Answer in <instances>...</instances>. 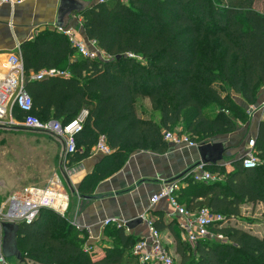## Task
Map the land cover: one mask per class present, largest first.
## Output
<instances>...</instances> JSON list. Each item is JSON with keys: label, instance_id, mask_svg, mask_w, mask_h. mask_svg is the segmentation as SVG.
<instances>
[{"label": "trees", "instance_id": "obj_1", "mask_svg": "<svg viewBox=\"0 0 264 264\" xmlns=\"http://www.w3.org/2000/svg\"><path fill=\"white\" fill-rule=\"evenodd\" d=\"M257 0H102L77 14L89 40L107 55L84 57L69 36L45 27L21 44L25 74L56 68L67 74L29 78L26 90L32 114L44 121L67 123L86 109L76 134V162L88 157L104 136L113 149L80 184L90 194L95 184L123 166L137 149L164 153V130L184 131L198 143L234 132L248 119L246 105L255 103L264 86V12ZM75 56V57H74ZM239 95L246 103L238 102ZM147 99L146 114L140 101ZM255 150L258 165L237 159L228 169L207 167L223 175L219 181H193L188 208L208 206L224 216L240 215L244 202L264 204V118ZM82 149V150H81ZM197 200L195 201V199ZM17 241L24 261L43 264H135L134 244L141 238L124 226L109 231L113 242L101 257L86 249V231L58 211L40 208L30 221H20ZM174 237L179 264H264V232L239 225H212L226 240L202 238L190 243L181 227L164 217L153 220ZM0 224V247L2 244ZM174 256V254H173ZM175 264V259H174Z\"/></svg>", "mask_w": 264, "mask_h": 264}, {"label": "crops", "instance_id": "obj_2", "mask_svg": "<svg viewBox=\"0 0 264 264\" xmlns=\"http://www.w3.org/2000/svg\"><path fill=\"white\" fill-rule=\"evenodd\" d=\"M58 7L59 0H25L13 6L0 5V72L5 70L1 66L4 65L9 54L20 52L21 44L32 39L40 29L50 27L60 30L56 26ZM255 8L257 9V1ZM61 31L67 35H75L80 40H89L84 30L83 17L77 13L69 16L67 29ZM33 73L34 71H30V74ZM237 100L243 105L246 104L240 96ZM250 106H253L254 110L248 111V119L239 121L238 128L234 132L218 135L209 140L224 143V158L220 162L222 166L229 165L244 155V153L240 154L241 143L238 142L242 136L245 137L246 146L250 137L257 136L260 121L264 118L261 114V108L264 106V86L258 92L256 102L246 105L247 109ZM247 135L249 137L246 140ZM59 144L66 153L65 143L60 141ZM61 154L59 153L58 158H55L56 164L47 179V184L36 186V189L52 188L50 186L52 181L58 183L57 191L46 193V199L55 194L57 195L54 199L56 204L60 203L61 198L66 201L67 206L64 212H58L68 218L78 229L86 231L85 247L94 251V257H101L104 254L103 248L110 246L113 242V237L109 235L110 229L119 224L124 226L126 221L140 216L144 218V222L134 229L124 226L127 234L145 236L148 232L147 221H153L162 216L167 221H174L180 226V234L185 239L181 225L183 219L178 211L167 200L151 205L150 197L165 183L178 180L180 188L176 195L180 204L188 208V201L193 191V181L189 170L200 161L198 146L169 144L168 150L164 153L134 150L123 166L99 180L90 194L80 192V184L98 168L106 154L99 152L96 145L92 147L88 157L76 162L71 161L67 153V157L63 160ZM188 209L194 212L197 208ZM107 220L110 222L106 223ZM162 234L164 241L174 251L173 235L165 231ZM17 264L43 263L26 260L17 261Z\"/></svg>", "mask_w": 264, "mask_h": 264}, {"label": "built area", "instance_id": "obj_3", "mask_svg": "<svg viewBox=\"0 0 264 264\" xmlns=\"http://www.w3.org/2000/svg\"><path fill=\"white\" fill-rule=\"evenodd\" d=\"M25 0H0V5L10 4L15 5L22 3ZM102 1V0H100ZM60 29V28H59ZM66 30V29H60ZM72 44L76 47L77 53L84 57L106 58L107 55L97 46L95 41L80 40L75 35H68ZM5 70L0 72V126L1 128L18 129L24 127L36 131H46L50 133L58 141L65 143L66 153L69 155L77 150L76 134L83 129L88 111L83 109L77 117L67 123L61 121L50 120L44 121L32 114L33 100L31 95L26 90V82L29 78L41 80L53 74L65 75L63 70L56 68L42 69L37 73L25 74L24 65L21 59L20 52H12L9 54L3 66ZM253 106H250L247 111L252 112ZM261 114L264 117V106L261 108ZM164 139L173 145H185L188 147H197L200 143L191 138L187 133L176 130H164ZM255 137H250L247 141V149L242 156L243 165L245 167H254L259 164L260 159L255 150ZM96 148L102 154H110L113 149L106 143L105 137L100 136ZM229 170L232 166L225 165ZM73 169V168H72ZM190 176L194 181H219L223 175L213 172L202 163H197L189 170ZM52 188L46 189H31V194L38 196L39 199L34 201L28 197H22V200L13 199L11 208L8 212L7 220L11 221H28L30 222L37 214L40 208L49 207L57 211L64 212L67 206L66 201L61 198L59 204L54 202L57 195H51L46 199L45 194L55 193L58 189V183L52 181ZM180 188L178 180H172L165 183L159 191L150 197V204L156 205L163 200H167L181 215L183 235L190 243H196L198 240L206 237L226 240L222 234H215L211 230L212 225H223L226 221V216L220 212L213 211L208 206H200L194 212L180 204L176 192ZM33 196V195H32ZM25 199V200H24ZM22 204L15 206V203ZM25 204V205H24ZM2 212L0 211V215ZM2 221L0 216V223ZM107 220L106 223H109ZM122 225V224H119ZM148 232L134 244L132 252L137 257L140 264H174L173 254L166 248L163 234L158 230L153 221H147ZM0 264H11L3 255L0 247Z\"/></svg>", "mask_w": 264, "mask_h": 264}, {"label": "rangeland", "instance_id": "obj_4", "mask_svg": "<svg viewBox=\"0 0 264 264\" xmlns=\"http://www.w3.org/2000/svg\"><path fill=\"white\" fill-rule=\"evenodd\" d=\"M257 9L264 11V0H257ZM236 99H239V95H236ZM148 108L149 101L141 100V112L146 114ZM175 130L184 131V128L182 125H178ZM248 137L249 135L246 140ZM59 142L46 131L0 128V211L2 212L0 216L2 220H7L13 199L16 197L20 200L22 197L30 199L32 195L34 196L31 194V189L47 184V179L56 164L55 158H58L59 153H62L63 160L64 157H67ZM238 142L241 143L240 154L245 153L247 149L245 137L242 136ZM57 162H59L58 159ZM57 168L59 170V167ZM38 199V196L34 198L35 201ZM228 224L239 225L253 233L262 235L264 232V204L242 203L240 215H226L224 225ZM173 254L175 264H179L180 256ZM7 259L11 264H17L19 261L13 256L7 257ZM135 264H140V262L137 261Z\"/></svg>", "mask_w": 264, "mask_h": 264}, {"label": "water", "instance_id": "obj_5", "mask_svg": "<svg viewBox=\"0 0 264 264\" xmlns=\"http://www.w3.org/2000/svg\"><path fill=\"white\" fill-rule=\"evenodd\" d=\"M92 3H94V1L92 0H59L56 26L60 29H67L69 16L72 13L81 12ZM198 151L200 153V161H198L197 163H202L205 167H209L211 165H220V162L224 158L225 146L223 142L208 141L199 144ZM239 159H242V157ZM143 222L144 218L140 216L126 221L123 225L128 229H134L136 226L140 225ZM0 224L3 232L1 244L3 255L6 258L13 256L16 257L19 261H24L17 241L18 231L20 227L19 222L6 220L2 221Z\"/></svg>", "mask_w": 264, "mask_h": 264}, {"label": "bare ground", "instance_id": "obj_6", "mask_svg": "<svg viewBox=\"0 0 264 264\" xmlns=\"http://www.w3.org/2000/svg\"><path fill=\"white\" fill-rule=\"evenodd\" d=\"M36 196L34 195V196H32V197H30V200H34V198H35ZM35 201V200H34ZM20 204H22V202H17V203H15V206H18V205H20ZM25 205V204H24Z\"/></svg>", "mask_w": 264, "mask_h": 264}]
</instances>
